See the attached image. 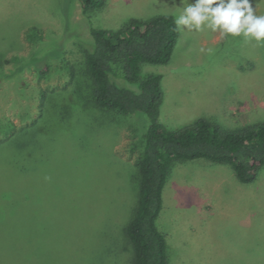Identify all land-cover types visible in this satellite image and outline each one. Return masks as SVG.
Returning a JSON list of instances; mask_svg holds the SVG:
<instances>
[{
    "label": "rangeland",
    "instance_id": "374dc122",
    "mask_svg": "<svg viewBox=\"0 0 264 264\" xmlns=\"http://www.w3.org/2000/svg\"><path fill=\"white\" fill-rule=\"evenodd\" d=\"M249 2L264 15V0ZM185 7L181 0H107L84 13L80 0H0V137L11 135L0 144V182L17 180L15 198L32 201L36 210L26 213L47 214L41 222L70 218V264H135L127 227L149 122L96 103L86 65L91 29L176 19ZM179 30L169 63L142 65V78L163 77L166 129L201 118L225 130L264 122V45L207 27ZM46 225L33 227L54 228ZM157 227L169 264H264V166L247 184L230 165L176 159Z\"/></svg>",
    "mask_w": 264,
    "mask_h": 264
},
{
    "label": "trees",
    "instance_id": "16d2710c",
    "mask_svg": "<svg viewBox=\"0 0 264 264\" xmlns=\"http://www.w3.org/2000/svg\"><path fill=\"white\" fill-rule=\"evenodd\" d=\"M106 1L80 3L87 13ZM175 20L172 15H158L147 20L130 19L118 29L92 28L93 47L86 54L96 103L125 114H144L149 121L139 162L138 206L127 227L135 264H169L168 241L158 229L157 219L176 159L206 158L230 165L237 179L247 184L257 179L258 169L264 166V122L240 130L222 129L206 118L177 130L166 129L161 122L163 77L148 74L142 78V65L169 63L180 32ZM122 79L138 85V90L119 85ZM10 136L0 137V144ZM20 190L17 180L6 186L0 182V264H70V251L66 253L64 245L70 238V218L58 215L57 222L50 217L41 222L47 214L26 213V207L36 208L31 200L24 203V199L15 198ZM45 223L54 228L33 227Z\"/></svg>",
    "mask_w": 264,
    "mask_h": 264
},
{
    "label": "clouds",
    "instance_id": "9594fccd",
    "mask_svg": "<svg viewBox=\"0 0 264 264\" xmlns=\"http://www.w3.org/2000/svg\"><path fill=\"white\" fill-rule=\"evenodd\" d=\"M181 3H187V7L175 20L178 29L181 25L198 31L207 27L222 36H243L264 45V15H255L249 0H195L194 4L181 0Z\"/></svg>",
    "mask_w": 264,
    "mask_h": 264
}]
</instances>
